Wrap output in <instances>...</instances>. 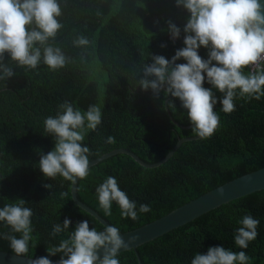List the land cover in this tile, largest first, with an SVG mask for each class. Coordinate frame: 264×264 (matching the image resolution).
<instances>
[{"label":"trees","instance_id":"obj_1","mask_svg":"<svg viewBox=\"0 0 264 264\" xmlns=\"http://www.w3.org/2000/svg\"><path fill=\"white\" fill-rule=\"evenodd\" d=\"M64 27L57 33L55 44L71 58L63 69L52 71L46 65L38 69L19 67L9 61L16 75L0 80V208L23 199L33 211V240L26 258L48 256L47 249L67 239L77 222L87 220L89 228L103 231L90 216L75 207L69 197L70 181L57 175L46 179L38 167L41 153L54 146V138L45 131L44 120L55 117L59 105L69 101L82 112L90 105L102 111V123L88 130L82 144L89 147V161L116 149H124L145 164L155 163L169 152L178 139L197 137L187 111L178 98L167 97L175 107L168 108L163 92L155 98L143 91L136 79L151 55L167 59L183 48V28L189 13L176 6V0H58ZM156 17L160 30L144 35L142 19ZM171 21L181 29L173 43L167 31ZM35 25L33 24V29ZM83 34L90 40L87 48L73 46V39ZM165 44L166 47H161ZM151 54V55H150ZM198 54L208 58V49ZM177 63H186L183 59ZM264 69V65L257 71ZM248 74L247 69H243ZM256 72V71H255ZM142 75V73L140 74ZM206 76V74H205ZM136 87V88H135ZM204 87L211 88L205 80ZM135 88V89H134ZM218 98L214 111L220 124L210 138L181 143L161 165L144 169L123 154L113 155L89 167V175L77 179L76 199L120 233L150 223L198 196L249 172L264 167V96L259 100L234 99L232 113H224ZM162 102H165L162 107ZM115 143H107V138ZM109 176L128 198L136 202L138 219L123 218L113 201L111 216L99 205L96 188ZM50 184V189L43 185ZM62 193H66L62 197ZM140 204L150 211L140 213ZM251 215L260 223L258 236L247 249L234 243L239 221ZM72 221L69 229L52 236L54 224ZM16 235L6 222L0 221V252L15 255L3 234ZM264 244V190L230 201L195 220L167 232L131 251L118 254L120 264H191L196 253L206 254L209 247L223 246L232 251H245L250 264H261ZM59 253L48 258L60 260Z\"/></svg>","mask_w":264,"mask_h":264},{"label":"clouds","instance_id":"obj_2","mask_svg":"<svg viewBox=\"0 0 264 264\" xmlns=\"http://www.w3.org/2000/svg\"><path fill=\"white\" fill-rule=\"evenodd\" d=\"M176 6L190 14L183 28L185 46L177 49L170 60L150 54L152 63L143 65L136 86L143 91L150 89L155 98L163 92L168 108L175 104L167 101V97L178 98L187 111L192 131L206 139L220 124L214 111L218 98L213 89L223 94L219 103L222 111L228 114L235 111L237 89L240 97L259 100L264 96V69L248 74L243 71L264 61V12L258 0H176ZM61 16L58 0H0V80L7 81L16 75L9 61L33 70L43 64L52 71L63 69L71 62V58L54 43L57 33L64 27L58 19ZM167 31L173 43L180 38L181 29L171 21L167 22ZM72 43L74 47L87 48L90 40L80 34ZM161 47L166 45L161 44ZM201 47L208 49L207 59L198 54ZM5 54L10 58L7 63ZM180 59L186 63H177ZM205 80L211 88L204 87ZM59 109L55 117L48 116L44 120L45 131L54 138L55 146L47 154L41 153L38 167L48 180L59 175L75 184L77 178L82 180L89 175L91 153L82 141L88 130L95 131L102 123V111L99 106L90 105L82 112L69 101L61 103ZM106 142L115 143V138L109 136ZM43 186L51 187L50 184ZM96 193L106 216L112 215L111 207L115 201L123 218L138 219L136 202L120 189L115 177H107L96 188ZM64 195L66 193H62V197ZM25 203L19 199L0 208V221L6 222L13 233L20 234L19 238L3 234L16 257L27 256L29 243L33 240V211L25 207ZM150 210L148 204L139 206L140 213ZM259 223L251 215L243 216L234 236L235 245L247 249L249 242L258 236ZM71 224L68 218L63 224H54L51 235L60 234ZM135 239L131 237L126 242L119 228L113 225L104 226L103 231L90 229L85 220L77 222L59 246L47 249L48 256L31 259V264H53L48 257L59 253L63 255L58 264H120L119 250L128 249ZM100 249L103 250L102 259ZM191 264H250V257L245 251L214 246L209 247L206 254L196 253Z\"/></svg>","mask_w":264,"mask_h":264},{"label":"water","instance_id":"obj_3","mask_svg":"<svg viewBox=\"0 0 264 264\" xmlns=\"http://www.w3.org/2000/svg\"><path fill=\"white\" fill-rule=\"evenodd\" d=\"M258 2L262 5V12H264V0H258ZM160 30V25L156 19V17L151 16L147 17L141 20L140 22V31L144 35H149L155 32H158ZM165 114L167 115L170 122L180 129H187L193 126L188 127H180L176 125L170 118L168 111L166 110L164 106ZM199 137H193V138H183L178 139L173 147L169 150L168 153L164 157H162L160 160H158L155 163L151 164H145L141 162L135 155L132 153L124 150V149H116L109 153H106L93 161L89 163V167L92 165H95L99 161H102L108 157H111L113 155L117 154H123L127 157H129L135 164H137L139 167L144 169H152L156 168L159 165H161L163 162H165L172 153L178 148V146L186 141L189 140H195ZM78 179V178H77ZM75 184H73L70 181L69 184V197L72 202V204L77 207L79 210L90 216L93 220H95L102 228L104 226H108V224L102 220L98 215H96L92 210L81 204L75 197ZM264 190V167L249 172L247 174L241 175L237 178H234L200 196L197 198L181 205L180 207H177L176 209L168 212L164 216L147 223L143 226H140L134 230L120 233L122 238L127 242L131 237H136L132 243L129 244L128 249H120L119 253L125 252V251H131L134 256L135 255V249L147 242H150L151 240L170 232L171 230H174L180 226H183L196 218L202 216L203 214H206L207 212L218 208L221 205H224L230 201L239 199L241 197L250 195L252 193L258 192ZM101 259L103 257V250H98ZM262 262L261 264H264V244L262 247ZM59 261H54L53 264H58ZM0 264H31V259L26 257H16L13 254L0 252ZM136 264H139L138 259L136 258Z\"/></svg>","mask_w":264,"mask_h":264},{"label":"built area","instance_id":"obj_4","mask_svg":"<svg viewBox=\"0 0 264 264\" xmlns=\"http://www.w3.org/2000/svg\"><path fill=\"white\" fill-rule=\"evenodd\" d=\"M263 65H264V61H261L259 65H257V66H248L245 69L248 70V73H251V72H255V71L259 70L260 68L263 67Z\"/></svg>","mask_w":264,"mask_h":264}]
</instances>
